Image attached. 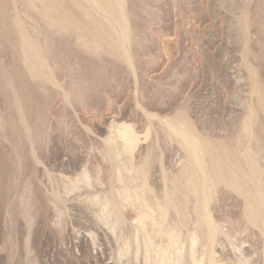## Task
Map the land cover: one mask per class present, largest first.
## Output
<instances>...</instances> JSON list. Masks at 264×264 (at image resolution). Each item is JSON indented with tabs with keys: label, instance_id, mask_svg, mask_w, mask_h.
Masks as SVG:
<instances>
[{
	"label": "rangeland",
	"instance_id": "rangeland-1",
	"mask_svg": "<svg viewBox=\"0 0 264 264\" xmlns=\"http://www.w3.org/2000/svg\"><path fill=\"white\" fill-rule=\"evenodd\" d=\"M0 264H264V0H0Z\"/></svg>",
	"mask_w": 264,
	"mask_h": 264
},
{
	"label": "bare ground",
	"instance_id": "bare-ground-1",
	"mask_svg": "<svg viewBox=\"0 0 264 264\" xmlns=\"http://www.w3.org/2000/svg\"><path fill=\"white\" fill-rule=\"evenodd\" d=\"M194 187V186H193Z\"/></svg>",
	"mask_w": 264,
	"mask_h": 264
}]
</instances>
